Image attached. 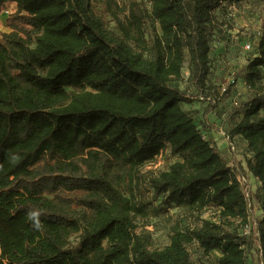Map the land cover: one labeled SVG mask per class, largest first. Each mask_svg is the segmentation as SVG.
Instances as JSON below:
<instances>
[{
	"label": "trees",
	"instance_id": "1",
	"mask_svg": "<svg viewBox=\"0 0 264 264\" xmlns=\"http://www.w3.org/2000/svg\"><path fill=\"white\" fill-rule=\"evenodd\" d=\"M247 1L0 0V18L16 4L0 33V264H251L253 247L264 264V35L228 133L247 142L243 171L259 183L255 238L229 227L248 222L239 174L182 107L217 96L218 10L229 2L230 17ZM186 53L196 94L175 84ZM166 149L176 160L144 171ZM143 184L166 209H220L223 220L201 217L157 248L138 231Z\"/></svg>",
	"mask_w": 264,
	"mask_h": 264
},
{
	"label": "rangeland",
	"instance_id": "2",
	"mask_svg": "<svg viewBox=\"0 0 264 264\" xmlns=\"http://www.w3.org/2000/svg\"><path fill=\"white\" fill-rule=\"evenodd\" d=\"M141 1V0H139ZM229 2L224 8L218 11V20L216 24V32L213 37L212 46L214 51L220 49V52L213 56L214 64L212 66L209 85L217 91V96H210L208 99H196L192 104L182 103V107L187 110L194 118L196 124L202 126L205 130L211 129L228 135L230 129L235 124L238 116L236 114L240 105L250 98L252 91L244 81V73L246 66L250 62L253 54L259 48V42L264 35V0H248L244 5L235 7L231 10V16H228ZM6 15L0 18V33L9 31L5 25ZM110 26L113 27L112 24ZM151 25L146 26V33H150ZM250 44L251 48L246 45ZM183 76L181 80L175 82L181 89L188 94H196L197 90L190 81V60L186 53V58L182 70ZM264 81V77H263ZM215 82H220L215 85ZM231 82V83H230ZM234 82V83H232ZM226 90H223V89ZM230 92V95L226 93ZM216 105L221 114L220 121L215 122L212 118H207L210 113V102ZM237 103V104H236ZM264 114V111H263ZM225 141V140H223ZM230 146L226 150L222 149V153L227 158L231 165H234L235 170L240 174L244 181V190L248 195L250 205L251 225L254 222L259 208L255 202L252 193L257 192L259 183L244 169V158L247 156V146L245 141L234 140L228 138ZM233 148L231 149V147ZM231 149V150H230ZM176 159L169 156H160L155 162H150L144 168V171L152 169H167L169 163ZM242 164V166H241ZM142 197L149 203L150 214L141 223L138 231H147L152 234L154 246L162 248L170 242V235L174 230H185L195 227L199 218L217 221L221 223L223 218L215 209H204L201 213L197 209L188 207H173L166 209L163 204L162 197H156L150 190L149 185L143 184ZM229 227L234 231L245 234L246 231H252V236L256 237V229L254 226L250 229L244 227L240 220H232ZM254 246H256L254 244ZM192 257L195 261L202 263L207 261V256L202 253L197 247L191 248ZM251 254V264H260V256L258 251L253 250Z\"/></svg>",
	"mask_w": 264,
	"mask_h": 264
},
{
	"label": "built area",
	"instance_id": "3",
	"mask_svg": "<svg viewBox=\"0 0 264 264\" xmlns=\"http://www.w3.org/2000/svg\"><path fill=\"white\" fill-rule=\"evenodd\" d=\"M232 9L233 8H235V6H232L231 7ZM15 9H16V4L15 3H9V4H7L6 5V7L3 9V11H2V14H1V16L2 15H6L5 16V18H4V21H6V18L12 13V12H14L15 11ZM246 47L247 48H251V45L250 44H247L246 45ZM231 83V82H230ZM232 83H234V82H232ZM223 90H226L225 88L223 89ZM237 104V103H236ZM209 132V134L214 138V140H215V142L219 145V147L221 148V149H224V150H226V148H228L229 146H230V143L228 142V138H230L229 137V135H226V134H224V133H220V132H217V131H215V130H209L208 131ZM223 140H225V141H223ZM233 148V146L231 147V149ZM230 149V150H231ZM160 156H169L170 158H173V156L171 155V152H170V149H166V150H163V151H161L154 159H152V160H150L149 162H147L146 163V165L148 164V163H150V162H155ZM171 163H169V165H170ZM146 165L144 166V168H146ZM169 167V166H168ZM167 167V168H168ZM245 167V166H244ZM153 171H159V170H161V169H152ZM162 170H165V169H162ZM239 174V173H238ZM248 174H250L249 172H248ZM239 176V179H240V182H241V184H242V187H243V190H244V181H243V178L240 176V174L238 175ZM256 179V178H255ZM244 192H245V194H246V197H247V200H248V195H247V193H246V191L244 190ZM256 202V201H255ZM257 203V205H258V202H256ZM248 205H249V201H248ZM259 208V207H258ZM207 210H213L212 208H209V209H207ZM216 212L219 214V217L221 218V216H220V213H221V211H220V209H218V210H216ZM257 216H258V214H256V216H254V218H257ZM247 217H248V222L246 223V224H244V227H246V228H248V229H250V227L252 228L253 226H254V228L256 229V227H257V219L255 220V222H254V225H251V218H252V216L250 215V205H249V209H248V215H247ZM214 222H217V221H214ZM218 223V222H217ZM250 226V227H249ZM242 235H244V236H246V237H251L252 236V231L250 232V230H248V231H246L245 232V234H242ZM254 249L253 250H257L258 251V254H259V256H260V251L258 250V248L257 247H253ZM252 250V251H253ZM252 253H254V252H252ZM211 255L213 256V257H219V256H221V253L220 252H218V251H212L211 252ZM260 259H261V257H260ZM260 259H259V262H260V264H261V261H260Z\"/></svg>",
	"mask_w": 264,
	"mask_h": 264
},
{
	"label": "crops",
	"instance_id": "4",
	"mask_svg": "<svg viewBox=\"0 0 264 264\" xmlns=\"http://www.w3.org/2000/svg\"><path fill=\"white\" fill-rule=\"evenodd\" d=\"M221 49V48H220ZM220 49L218 48V49H216L215 51H214V49H213V47H212V53H211V58H212V62H211V65L213 66V64H214V61H213V56H215L214 54L215 53H219L220 52ZM215 65V64H214ZM220 83V82H219ZM218 82H215V85H217V84H219ZM219 114H221V112L219 111V109H217V108H214V109H212L211 111H210V113L209 114H207V118H212L211 120H214L215 122H217V121H220V119H219ZM233 139L234 140H238V141H241V140H243V141H245L240 135H236V136H234L233 137ZM245 143H246V146H247V142L245 141ZM250 154H249V151H248V147H247V156H249ZM199 223V221H197V224ZM196 224V225H197ZM195 225V226H196ZM169 244V243H168Z\"/></svg>",
	"mask_w": 264,
	"mask_h": 264
},
{
	"label": "clouds",
	"instance_id": "5",
	"mask_svg": "<svg viewBox=\"0 0 264 264\" xmlns=\"http://www.w3.org/2000/svg\"><path fill=\"white\" fill-rule=\"evenodd\" d=\"M28 218H29L30 220L35 221L36 224L39 225L38 213H36V212H30Z\"/></svg>",
	"mask_w": 264,
	"mask_h": 264
}]
</instances>
